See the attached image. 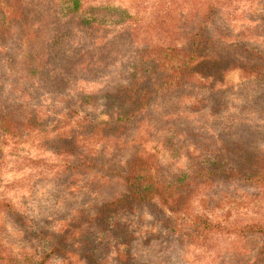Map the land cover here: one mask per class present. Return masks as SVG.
<instances>
[{"label":"trees","instance_id":"obj_1","mask_svg":"<svg viewBox=\"0 0 264 264\" xmlns=\"http://www.w3.org/2000/svg\"><path fill=\"white\" fill-rule=\"evenodd\" d=\"M200 2H204V5L207 2L205 10L179 14L180 20L194 19L200 23L186 35V41L182 45L169 41L166 44L146 42L142 47L137 46L131 51L130 71L125 82L115 83L98 92L83 93L85 95L81 96L80 103L85 99L88 102L101 101L99 106L106 108L105 120L99 121L94 116L81 115L83 109L70 111L71 113L65 111V116L78 114L79 132L76 129L69 133L62 132L59 120L57 126H52L50 119L54 122L55 113L50 108L44 114L45 117L39 116L41 103H34V97L26 89L22 88L16 97H12L9 91L14 89L16 83L13 82V77L8 80L12 87L10 90H5L4 87L8 82L0 81V158L3 157V141L9 138L17 144L19 135L24 131H36L41 136L40 142L46 143L49 139L51 152L65 158L60 165L62 172H56L60 178L64 172H87L91 168L112 177L117 175L123 181L124 188L119 194L91 205L86 204L87 225L84 243L79 252L86 264H103V258L95 248L97 242L106 247H116L134 239L133 231H130L126 223L118 221L117 215L132 213L141 208L150 210L155 220L160 222L167 231L165 235L170 245L198 244L207 240L209 235L234 233L252 244L245 252L252 263H257L264 257L263 221L249 217L227 222L225 217L216 213L214 217L208 218L193 204L198 195L197 189L201 187L207 188V191L201 193V198H205L202 200L203 208L208 209L211 198L215 197L217 204L221 200L218 194L223 192L224 185L264 180V152L247 144L254 141L247 140L246 137L239 139V136L237 139H224L225 136L211 132L209 126L206 128L185 124L177 128L176 123L189 116L182 115L181 112L180 121L174 120V114L168 117L171 123L161 116L156 121L157 131L165 132L162 137L163 146L170 151L169 164L166 166H161L153 155H145L139 148L124 162H119L106 158L102 148L94 150L86 145V136L127 134L130 128L140 125L151 115L153 103L173 94L177 88L191 89L194 86L191 82L194 76L200 75L204 79L217 81L223 78L228 69L237 67L264 81V51L249 43L230 42L233 50L225 47L223 55L207 56L206 52L214 41L206 27L216 11L215 4L218 1H194ZM87 4V0H48V5L44 7L40 0H0V48L10 45L17 36L20 37L19 41L23 38L29 41L24 43L26 51L22 56V72L25 73L18 77V83L32 87L34 78H42L43 73L48 72V95L62 97L65 102H69L77 94L76 92L70 97L81 81L90 79L89 73L98 74L101 68L109 65L112 60L110 55L117 57V51L108 41L106 32L101 35L98 31L95 14L101 9L92 12V5ZM98 6L103 8L102 5ZM116 17L118 21L113 22L116 27L130 22V15L126 12H120V16ZM44 18L48 21L43 26H38L39 21ZM165 18L173 20L174 16L164 13L161 19ZM138 19L139 17H135L134 20ZM47 26L48 37L41 40L38 29H46ZM127 28L129 32H124L132 40L139 28ZM164 31L170 35L182 34L172 26L166 27ZM83 37L88 38L91 44L88 50H83L84 47L79 43ZM126 41L128 43V39ZM120 76L123 78V75ZM162 124L167 127H160ZM169 125V129L163 130ZM49 126L58 132L54 139L47 136ZM79 136L83 138L80 140ZM153 159L157 162L155 167ZM179 162L182 163L178 164ZM153 168H156L154 173L151 172ZM168 172L171 173L165 175ZM0 201L13 214L15 222H19V214L11 210L12 204ZM221 207L214 205L210 208L214 212ZM37 232L38 229H35L33 238L37 237ZM64 240L63 236L58 243L52 244L48 253L41 254L40 259L30 264H42L51 255H61L62 247H65ZM3 247L4 243L0 238V264H14L6 246ZM29 258H33L31 253Z\"/></svg>","mask_w":264,"mask_h":264},{"label":"rangeland","instance_id":"obj_2","mask_svg":"<svg viewBox=\"0 0 264 264\" xmlns=\"http://www.w3.org/2000/svg\"><path fill=\"white\" fill-rule=\"evenodd\" d=\"M40 1L43 6L48 5V0ZM194 1L87 0V6L92 5V12L101 9L95 14L96 25L99 26L101 35L106 32L108 41L117 51V57L110 55L112 60L109 65L101 68L98 74H87L90 79L81 81L70 97L76 92L77 94L69 102H65L62 97L48 95V72L43 73L42 78H34L32 87L18 83V77L25 73L22 72V56L26 51L24 43L29 42L25 38L19 41V36L10 45L0 48V81L8 82L4 87L5 90H10L12 87L8 80L13 77V82L16 83L14 89L9 91L12 97H16L22 88L26 89L34 97V103H41L39 116L45 117L44 114L50 108L55 113L54 122L50 119L52 126H57L59 120L62 132L69 133L73 129L79 132L78 114L65 116V111L71 113L70 111L83 109L81 115L94 116L99 121L105 120L106 108L99 106L101 101L88 102L85 99L80 103L81 96L125 82L130 71L129 62L133 48L142 47L146 42L166 44L170 41L182 45L186 41V35L200 23L194 19L180 20L179 14L187 11L201 12L208 5L207 2L205 5L200 2L204 7ZM217 1L216 11L206 27L214 41L213 46L206 52L207 56L219 57L224 54L225 47L233 50L230 42L249 43L264 51V0ZM120 12L128 13L130 22L116 27L113 22L118 21L116 16H120ZM164 13L173 14L174 19H161ZM135 17L139 19L134 20ZM45 18L39 21L38 26H43L48 21ZM129 26L139 28L132 40L124 32H129ZM170 26L179 29L182 34L166 33L164 29ZM38 30L41 40L48 37V26ZM108 33L110 37L107 36ZM88 41L86 37L79 41L84 47L83 50L90 49L91 44ZM106 55L109 56L108 53ZM250 75L234 67L228 69L223 78L217 81L204 79L200 75L194 76L191 79L194 85L191 89L177 88L173 94L153 103L151 115L140 125L130 128L127 134L86 136V145L94 150L102 148L106 158L119 162H124L139 148L140 152L153 155L161 166H166L169 164L170 151L163 146L162 137L165 132L157 131L156 121L160 119L158 116L168 119L171 114L176 115L175 121H180L182 112V115L189 116L176 123L177 128L185 124L206 128L209 126L211 132L225 136L224 139L246 137L247 140L254 141L247 144L259 152H264V81L259 80L256 75ZM46 120L48 122V116ZM168 121L169 119L166 120ZM164 124L160 127H167ZM52 126H49L47 136L54 139L58 132ZM169 128L170 125L163 130ZM40 137L36 131H24L19 135V143L15 144L7 138L1 146L3 157L0 158V200L12 204L11 210L19 214L20 220L15 222L13 214L0 201V238L14 264L37 261L41 254L48 253L52 244L58 243L63 236L65 247H62L61 255H51L42 264H86L79 256L88 218L86 204L91 205L119 194L124 188L123 181L117 175L112 177L91 168L87 172H64L60 178L56 172H62L60 165L65 158L52 153L49 149L52 147L50 140L42 143ZM82 138L83 136L78 137L80 140ZM153 163L155 167V159ZM155 171L156 168H153L151 172ZM197 190L198 195L193 204L208 218L214 217L216 213L225 217L227 222L249 217L264 222V180L224 185L223 192L218 194L221 197L218 204L215 197L208 201L210 207L222 206L214 212L210 207L203 208L202 200L205 198H201V193L207 191V188L201 187ZM225 192L227 194L224 195ZM117 216L118 221L126 223L135 237L130 243L116 247H106L97 242L95 248L100 252L103 264H264V257L259 262L252 263L245 254L247 247H252V244L248 239L234 233L209 235L207 240L198 244L170 245L165 235L167 231L155 220L150 210L141 208L132 213H119ZM35 229L39 232L33 238ZM30 253L32 260L29 258Z\"/></svg>","mask_w":264,"mask_h":264}]
</instances>
